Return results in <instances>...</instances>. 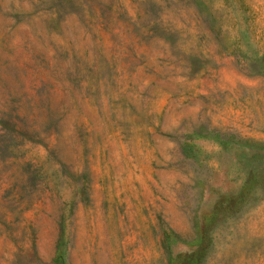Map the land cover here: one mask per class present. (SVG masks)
<instances>
[{"label":"rangeland","instance_id":"rangeland-1","mask_svg":"<svg viewBox=\"0 0 264 264\" xmlns=\"http://www.w3.org/2000/svg\"><path fill=\"white\" fill-rule=\"evenodd\" d=\"M0 0V264H264V0Z\"/></svg>","mask_w":264,"mask_h":264},{"label":"trees","instance_id":"trees-1","mask_svg":"<svg viewBox=\"0 0 264 264\" xmlns=\"http://www.w3.org/2000/svg\"><path fill=\"white\" fill-rule=\"evenodd\" d=\"M74 0H55L54 5L57 8V11H60L63 7H67V9H72L71 7Z\"/></svg>","mask_w":264,"mask_h":264}]
</instances>
